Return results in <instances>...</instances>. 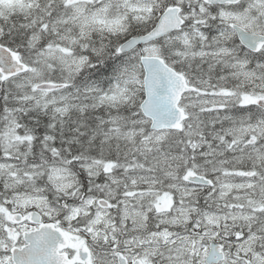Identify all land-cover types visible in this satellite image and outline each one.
Returning a JSON list of instances; mask_svg holds the SVG:
<instances>
[{"label":"snow or ice","instance_id":"6c2138e0","mask_svg":"<svg viewBox=\"0 0 264 264\" xmlns=\"http://www.w3.org/2000/svg\"><path fill=\"white\" fill-rule=\"evenodd\" d=\"M0 264H264V0H0Z\"/></svg>","mask_w":264,"mask_h":264}]
</instances>
